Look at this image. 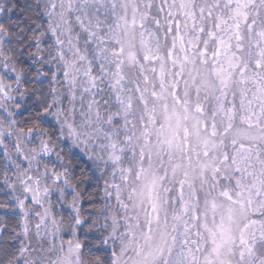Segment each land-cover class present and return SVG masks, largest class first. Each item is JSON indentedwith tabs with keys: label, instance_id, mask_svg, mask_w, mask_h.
I'll return each instance as SVG.
<instances>
[{
	"label": "snow or ice",
	"instance_id": "obj_1",
	"mask_svg": "<svg viewBox=\"0 0 264 264\" xmlns=\"http://www.w3.org/2000/svg\"><path fill=\"white\" fill-rule=\"evenodd\" d=\"M0 153V264H264V0H0Z\"/></svg>",
	"mask_w": 264,
	"mask_h": 264
},
{
	"label": "trees",
	"instance_id": "obj_2",
	"mask_svg": "<svg viewBox=\"0 0 264 264\" xmlns=\"http://www.w3.org/2000/svg\"><path fill=\"white\" fill-rule=\"evenodd\" d=\"M28 114L25 113V116H27ZM74 152H76L75 150H73ZM81 158V165L83 166V164H86V158H84L82 155L80 156ZM49 159H53L54 157H50ZM3 159H2V153H0V166L3 165ZM79 169H77L78 171ZM14 179V178H13ZM10 196L7 192L3 191V178L2 176H0V204H5V203H10ZM57 208V207H56ZM65 208V207H64ZM59 209V208H57ZM67 209V208H65ZM83 209H86V211L83 212L85 218H87L88 215V211H91V209L88 208V205L85 203L83 205ZM65 216L67 215V211L64 212ZM0 217L5 218L6 220L9 221L10 226L11 225H15L18 223L19 219H20V212L19 209H16L15 212H13L12 210H10L9 208H0Z\"/></svg>",
	"mask_w": 264,
	"mask_h": 264
},
{
	"label": "rangeland",
	"instance_id": "obj_3",
	"mask_svg": "<svg viewBox=\"0 0 264 264\" xmlns=\"http://www.w3.org/2000/svg\"><path fill=\"white\" fill-rule=\"evenodd\" d=\"M75 150V149H74ZM76 152H78V150H75ZM82 155V154H81ZM53 201H55V195L53 196ZM55 207H57V208H61V206L60 205H55ZM63 207H65V208H67V205H64Z\"/></svg>",
	"mask_w": 264,
	"mask_h": 264
}]
</instances>
